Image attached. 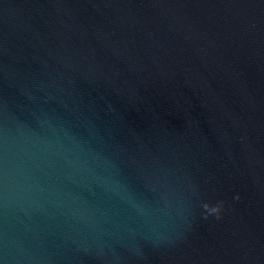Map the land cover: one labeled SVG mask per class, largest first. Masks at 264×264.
<instances>
[{
  "label": "water",
  "instance_id": "95a60500",
  "mask_svg": "<svg viewBox=\"0 0 264 264\" xmlns=\"http://www.w3.org/2000/svg\"><path fill=\"white\" fill-rule=\"evenodd\" d=\"M0 264H264V0H0Z\"/></svg>",
  "mask_w": 264,
  "mask_h": 264
},
{
  "label": "clouds",
  "instance_id": "9594fccd",
  "mask_svg": "<svg viewBox=\"0 0 264 264\" xmlns=\"http://www.w3.org/2000/svg\"><path fill=\"white\" fill-rule=\"evenodd\" d=\"M239 198H240L239 196L236 197V199ZM222 206H223L222 203L216 207H212L208 204H205L204 208L207 209L209 213L219 214L221 212Z\"/></svg>",
  "mask_w": 264,
  "mask_h": 264
}]
</instances>
